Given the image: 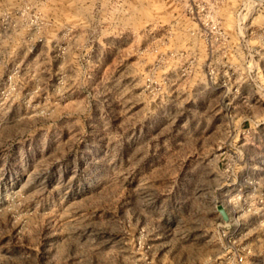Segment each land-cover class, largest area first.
I'll return each mask as SVG.
<instances>
[{
  "label": "rangeland",
  "instance_id": "rangeland-1",
  "mask_svg": "<svg viewBox=\"0 0 264 264\" xmlns=\"http://www.w3.org/2000/svg\"><path fill=\"white\" fill-rule=\"evenodd\" d=\"M0 264H264V0H0Z\"/></svg>",
  "mask_w": 264,
  "mask_h": 264
},
{
  "label": "water",
  "instance_id": "water-1",
  "mask_svg": "<svg viewBox=\"0 0 264 264\" xmlns=\"http://www.w3.org/2000/svg\"><path fill=\"white\" fill-rule=\"evenodd\" d=\"M218 210L220 211L221 215L224 219H227L226 213L224 212L223 208L219 207Z\"/></svg>",
  "mask_w": 264,
  "mask_h": 264
}]
</instances>
